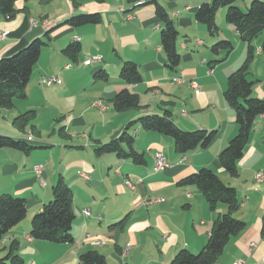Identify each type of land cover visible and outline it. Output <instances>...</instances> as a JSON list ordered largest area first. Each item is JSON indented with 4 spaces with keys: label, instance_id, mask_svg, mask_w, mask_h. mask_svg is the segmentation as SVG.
Masks as SVG:
<instances>
[{
    "label": "crops",
    "instance_id": "crops-1",
    "mask_svg": "<svg viewBox=\"0 0 264 264\" xmlns=\"http://www.w3.org/2000/svg\"><path fill=\"white\" fill-rule=\"evenodd\" d=\"M146 1V5L134 8L132 0H17L12 14L0 12V31L7 32L0 40V58L52 30L34 65L27 96L14 99L12 106H0V136L25 139L31 134L27 141L33 146L27 152L0 148V194L24 197L27 207L26 216L0 240V257L13 240L19 243L17 252L23 264H82L79 255L88 250L104 255L108 264H168L181 248L197 252L206 243L215 218L227 207L218 203L215 210L210 209L195 184H180L179 180L208 167L236 189L240 204L232 213L245 223L230 236L216 264L236 260L264 264V178L256 181L254 177L256 172L264 173V115L257 116L252 125L237 162V175H229L218 160L219 152L238 131L234 109L223 92L228 75L244 61L247 45L225 21V9L218 13L220 31L216 35L195 19L198 6L211 0H156L179 31L176 47L181 60L171 69L166 66L160 43L163 24L151 0ZM249 1L242 2L246 6ZM80 13H97L100 21L77 27L59 25ZM218 39L231 40L234 49L210 66V61L223 56L222 51H211ZM263 41L264 28L253 40L255 56L248 74L254 81L253 95L262 98L264 54L258 49ZM71 42L81 45L75 63L60 53ZM95 55L100 56L98 61L84 63ZM126 60L135 62L142 76L141 82L127 85L139 95L141 107L116 111L111 100L126 86L118 77ZM98 71L106 72L108 78L95 77ZM41 76H55L60 83L41 85ZM175 76L196 80L199 94L185 82H173ZM94 101L105 108L92 105ZM48 103L53 104L52 109L46 108ZM164 110L170 111L184 130L215 129L218 134L206 148L180 154L171 137L135 124L129 132L135 137L134 147L142 153L143 163L96 152L97 146L116 138L138 116ZM27 111L34 112L27 121L15 120ZM49 125L51 130L46 135ZM156 152L169 163L164 170L152 169ZM36 164L43 166L39 176L34 170ZM59 177L72 190L74 242L32 239L31 218L52 198L51 187ZM157 198L161 201H154ZM83 209L89 211L88 216ZM128 242L132 247L123 256L121 249Z\"/></svg>",
    "mask_w": 264,
    "mask_h": 264
},
{
    "label": "trees",
    "instance_id": "trees-1",
    "mask_svg": "<svg viewBox=\"0 0 264 264\" xmlns=\"http://www.w3.org/2000/svg\"><path fill=\"white\" fill-rule=\"evenodd\" d=\"M17 0H0V12L12 14L15 11ZM133 7L146 5V0H132ZM143 1L141 4H135ZM243 0H211L203 2L195 11V19L203 23L208 33L216 35L220 31L217 16L220 9L225 8L224 19L239 33L240 38L246 42L247 54L242 64L227 77V85L223 92L224 99L234 109L237 133L229 140L227 145L219 152L218 160L225 171L235 176L238 173L237 162L242 157L244 147L248 142L252 125L257 116L264 114V98L253 95L254 81L248 77L250 64L255 56L252 40L264 28V0H250L245 6ZM157 18L163 24L160 31L161 48L166 57V66L175 69L181 60L177 50L176 41L179 35L175 21L169 16L166 8L156 0L149 2ZM243 9L245 11H243ZM100 21L97 13H80L65 19L59 25L73 27L86 24H95ZM52 30L47 31L44 37L31 40L26 46L20 48L9 56L0 58V106L9 107L16 98H25L30 77L37 63L42 47L50 39ZM234 49V44L228 39H218L211 47L214 54L219 51L223 56L209 62H220ZM264 54V41L259 47ZM81 51L79 42L67 44L60 53L75 63ZM95 77L107 79L104 71L95 73ZM118 77L126 86L121 87L111 100L116 111L141 107L139 95L129 89L127 85L142 81L138 65L130 60L122 63ZM33 111L20 114L15 120L27 121L28 115ZM138 124L141 129L157 131L173 139L174 149L180 154L193 151L197 148H206L217 136L215 129L184 130L174 121L170 111L163 113H146L129 122L122 132L114 139L101 143L96 147L97 153H114L119 158H130L135 163H143V155L134 147L135 137L130 128ZM31 136L30 134H28ZM25 139H16L9 136H0V148H12L29 151L33 148ZM180 184H195L202 192L210 209L215 210L218 203L227 207L225 213L219 214L210 229L204 246L197 252L187 248L179 249L168 264H216L218 257L230 236L238 233L245 225L244 221L234 217L233 211L239 207L240 200L236 189L226 184L218 174L208 167H202L179 180ZM52 198L43 203L41 209L31 218L29 235L32 239L50 242H74L71 233L72 222L75 218L72 210V190L70 186L59 177L51 187ZM27 213L26 199L12 196L8 193L0 194V240L6 232L21 221ZM122 223V222H121ZM264 226V224H263ZM18 241L13 240L6 247V253L0 257V264H23L21 255L17 252ZM82 264H108L104 255L96 250H88L79 255Z\"/></svg>",
    "mask_w": 264,
    "mask_h": 264
},
{
    "label": "built area",
    "instance_id": "built-area-1",
    "mask_svg": "<svg viewBox=\"0 0 264 264\" xmlns=\"http://www.w3.org/2000/svg\"><path fill=\"white\" fill-rule=\"evenodd\" d=\"M143 1H139L135 4H141ZM127 18H130L131 17V14H127L126 15ZM32 22H34L32 20ZM7 35V32L5 31H0V39L2 37H6ZM260 50V49H258ZM261 51V50H260ZM100 59V56L98 55H95V56H91L89 58H87L84 63L85 64H90L94 61H98ZM69 66V65H67ZM172 81L175 82V83H182V82H185L188 84V86L192 89V91L194 92V94H199L200 92V85L199 83L194 80V79H185L184 77H181V76H175L172 78ZM39 83L41 85H44V86H50L52 85L53 83H60V80L57 79V77L55 76H41L40 79H39ZM94 106H99V108H101V110H103V104L100 102V101H95L93 103ZM182 114H186V112L183 110L182 111ZM261 115H264V114H261ZM31 138V136H30ZM169 166V163L167 162V160L165 159L164 155L161 153V152H156L155 155H154V164H153V170L154 171H161V170H164L165 168H167ZM43 169V166L41 164H36L34 165V170L36 172V174L39 176V174L41 173V170ZM83 178L85 179H88L89 176L86 174V173H81L80 174ZM255 180L256 181H261L263 178H264V173L263 172H256L255 175ZM126 184L129 186V187H134V185L131 183V181L127 180L126 181ZM154 201H161V198H157V199H154ZM83 214L85 216H88L89 215V212L87 209H83ZM88 236V235H87ZM95 243H98V241H94V244ZM253 245V244H252ZM129 249L128 247H126V250ZM126 250L123 252V256H125V252ZM262 261L264 262V256L262 258ZM30 264H34V262H31ZM232 264H244V262L242 260H236L235 262H233Z\"/></svg>",
    "mask_w": 264,
    "mask_h": 264
},
{
    "label": "rangeland",
    "instance_id": "rangeland-1",
    "mask_svg": "<svg viewBox=\"0 0 264 264\" xmlns=\"http://www.w3.org/2000/svg\"><path fill=\"white\" fill-rule=\"evenodd\" d=\"M222 9L224 10L225 8H222ZM222 9H221V10H222ZM221 10H220V11H221ZM243 11H245V10L243 9ZM219 14H220V12H219ZM219 14H218V15H219ZM217 20H218V19H217ZM4 38H5V37H4ZM231 40H232V41L235 43V45H236L235 40H234L233 38H231ZM253 40H254V39H253ZM253 40H252L251 43H253ZM245 43H246V42H245ZM235 49H236V48H235ZM238 53H239V49H238V50L236 49V53H235V55H238ZM251 68H252V66H251V64H250V69H251ZM94 102H95V101H94ZM94 102H92V105H93ZM52 105H53V104L48 103V104H46V108H51V109H52ZM22 114H23V113H22ZM18 116H19V115H18ZM18 116H17V117H18ZM44 120H46V119L44 118ZM29 125H30V124H29ZM50 130H51V128H50V125H49V131L46 132V135L50 133ZM57 131H58V130H56V132H57ZM30 135H31V134H30ZM28 137H30V136L27 134V138H28ZM31 137H32V135H31ZM30 139H31V138H30ZM153 198H154V197H153ZM153 198H150V201H153V200H152ZM146 202L148 203L149 201H146ZM106 240H108V239H106ZM98 243H100V241H99ZM98 243H97V244H98ZM102 243H103V242H102ZM126 247L129 248V250H128V252H127V254H129V252H130V248L132 247V244H130V243L128 242V243H126V245H124V246L122 247V249H123V248H126ZM122 249H121V250H122ZM120 254H122V252H121ZM127 254H126V255H127ZM126 255H125V256H126ZM119 257H122V255H119Z\"/></svg>",
    "mask_w": 264,
    "mask_h": 264
},
{
    "label": "bare ground",
    "instance_id": "bare-ground-1",
    "mask_svg": "<svg viewBox=\"0 0 264 264\" xmlns=\"http://www.w3.org/2000/svg\"><path fill=\"white\" fill-rule=\"evenodd\" d=\"M3 38H4V37H2L1 39H3ZM1 39H0V40H1ZM57 79H58V78H57ZM103 108H105L104 105H103ZM100 109H101V108H100ZM28 139H30V137H28ZM88 212H89V211H88ZM125 250H126V248H123V249L121 250L122 254H123V252H124ZM128 250H129V249L126 250L125 255L127 254Z\"/></svg>",
    "mask_w": 264,
    "mask_h": 264
}]
</instances>
